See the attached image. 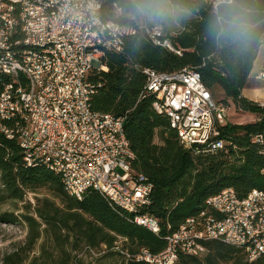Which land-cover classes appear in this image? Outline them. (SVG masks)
Wrapping results in <instances>:
<instances>
[{"label":"trees","instance_id":"1","mask_svg":"<svg viewBox=\"0 0 264 264\" xmlns=\"http://www.w3.org/2000/svg\"><path fill=\"white\" fill-rule=\"evenodd\" d=\"M117 3L122 8L124 0H112V7ZM191 3L197 10L171 36L183 49L181 56L154 46L137 29L125 37L123 53L106 56L107 71L90 77L98 89L90 99L91 108L126 115L124 132L135 155L133 169L153 184L152 201L146 211L158 219L160 234L132 223L127 212L111 207L95 191L86 192L81 200L71 196L60 177L46 166H26L16 141L0 133V201L23 202L29 192L35 200L33 205L25 202L19 216L0 213V222L15 223L20 217L27 227L24 243L4 253L0 264H76L78 252L83 251L101 254L102 264H112L114 255L125 259V264H148L123 257L113 250L115 243L121 238L120 247L130 255L141 248L158 253L165 248L166 235L196 216L206 199L224 188L232 187L240 198L252 189L264 191V155L250 143L252 134L264 132V106L241 96L259 43L244 56L216 49L205 33L212 1ZM258 7L264 12V0H258ZM105 9L113 17L111 8ZM119 21L126 26L134 24L126 17ZM133 64L158 72L192 66L216 101L227 108L231 100L242 110L257 114L258 119L247 124L227 123L221 127V135L232 141L231 146L213 152L202 148L194 154L180 145L168 118L153 109L155 95L138 101L145 79ZM39 240V253L34 254ZM203 246L198 255L179 254L176 264H264V255L249 262L242 249L219 240L204 241Z\"/></svg>","mask_w":264,"mask_h":264},{"label":"built area","instance_id":"2","mask_svg":"<svg viewBox=\"0 0 264 264\" xmlns=\"http://www.w3.org/2000/svg\"><path fill=\"white\" fill-rule=\"evenodd\" d=\"M44 3H54L55 13L44 11ZM106 7L111 8L113 17L107 14ZM19 11H26V18H19ZM119 19L121 14L112 7V0H19L18 8H10L9 2L0 0V64L26 65L36 80V95L22 97L24 116L34 114V125L17 129L13 128L10 103L22 79L17 75L18 83L9 85L7 75L0 77V133L14 139L21 152L26 153V166L39 158L48 160V154H57L67 161V168L58 167L63 175H70L71 185L99 193L111 207L127 212L129 221L153 227L160 234L156 217L133 218L135 209H147L151 204L153 184L133 169L135 155L123 127L126 115L91 108L90 99L98 89L90 77L107 71V66L101 51H87V44L108 43L118 54L123 53L125 39ZM20 23H27L28 33H18ZM137 29L148 36L151 44L182 55L183 49L173 43L172 34L165 29L154 31L149 25L130 23V33ZM22 36H30L27 49H20ZM49 41H59V48L49 49ZM38 42H46V49H38ZM51 50H58L59 76H51ZM139 72L145 81L138 101L155 95L152 107L159 114L167 106L180 107V115L167 118L184 121L185 135L176 131L184 149L198 154L203 141H210L209 152L231 146L232 141L221 135V127L227 124V108L212 97L196 68L184 66L173 72L139 68ZM256 78L264 80V68ZM57 81H65L66 93L57 92ZM257 103L264 106V102ZM17 130H24V138H17ZM250 143L258 152L264 149V132L252 134ZM225 208H232L229 228L219 224ZM241 210H248V217H241ZM243 219H251V226H243ZM198 220H205V227H198ZM208 225H220V232H208ZM164 239L163 250L152 253L143 248V256L132 260L176 264L179 254L193 255V247H204V241L215 239L242 249L248 254V261H254L264 255V194L252 189L240 198L232 187L224 188L208 198L204 212L184 221L183 229ZM121 241L120 238L113 250L130 257L120 247Z\"/></svg>","mask_w":264,"mask_h":264},{"label":"bare ground","instance_id":"3","mask_svg":"<svg viewBox=\"0 0 264 264\" xmlns=\"http://www.w3.org/2000/svg\"><path fill=\"white\" fill-rule=\"evenodd\" d=\"M5 2L10 3V8H18L19 0H5ZM117 11L120 12L121 6L117 3L113 6ZM44 11L47 13H55L54 3H44ZM124 15L121 14V17ZM19 18H26V11H19ZM150 29H154V31H164L162 27L156 28L155 26L149 27ZM18 33H28L27 23H20L18 25ZM121 34H123V39L126 36L130 35V26L122 25L121 26ZM123 43V52H124ZM154 46L159 47V44H153ZM30 46V36H22L20 40V49H27ZM59 41H49V49H58ZM38 49H46V42H38ZM87 51H101L103 57L110 53L118 54V52L112 48V46L108 43H103L99 41H92L87 44ZM121 54V53H120ZM49 67L51 71V76H59L60 75V67H59V55L58 50H51L49 54ZM139 72V68L134 67ZM7 75V83L9 85H16L18 83V76H21L22 83L21 86L16 88V95H13V100L10 103V111H12L14 116L13 128L17 129H25L26 125H34V114H26L24 116V105H22V97L35 96L36 95V80L34 78V74L27 68L26 65L15 64L14 66L11 64H0V77ZM18 75V76H17ZM57 92L58 93H66V83L65 81H57ZM162 115L169 117V115H180V107L176 106H167V110H162ZM169 126L173 129L178 135H185V125L184 121H174V118H168ZM123 120V127H124ZM17 138H24V130H17ZM202 148L209 150L210 141H203ZM259 153L264 155V149H259ZM24 161L26 160V153H22ZM50 161V163H49ZM34 165H44L48 169H50L54 174L58 175L61 179L64 189L75 198L81 200L88 190H84L82 186H76L70 184V175H63V171H60V168H67V161L65 159L60 158L57 154H48V160L46 158H39L34 162H30V166ZM60 166V168L58 167ZM224 190V189H223ZM222 190V191H223ZM257 193L264 194V191L255 189ZM208 204V198L205 201V206ZM204 212V208L198 213ZM197 214V215H198ZM196 215V216H197ZM194 217L187 218L186 220L193 219ZM154 218L152 214L148 213L146 209H135L133 211V218ZM232 217V208H225L219 216V224L222 225V228H229V219ZM241 217H248V210H241ZM185 220V221H186ZM220 225H208V232L210 233H218L220 232ZM243 226H251V219H243ZM152 232L155 233L153 227L142 226ZM198 227H205V220H198ZM178 229H183V223L179 226ZM203 247H193V255H198L201 251H203ZM143 256V248L139 249V251L135 255H130V257H126L127 259H140ZM248 259V254H246ZM149 264H159L156 262H149Z\"/></svg>","mask_w":264,"mask_h":264},{"label":"clouds","instance_id":"4","mask_svg":"<svg viewBox=\"0 0 264 264\" xmlns=\"http://www.w3.org/2000/svg\"><path fill=\"white\" fill-rule=\"evenodd\" d=\"M205 25L206 39L218 50L246 55L259 43L264 48V12L258 0H212ZM196 7L191 0H124L122 15L141 26L179 25Z\"/></svg>","mask_w":264,"mask_h":264},{"label":"rangeland","instance_id":"5","mask_svg":"<svg viewBox=\"0 0 264 264\" xmlns=\"http://www.w3.org/2000/svg\"><path fill=\"white\" fill-rule=\"evenodd\" d=\"M212 1V0H210ZM125 17V16H123ZM154 25H149L153 27ZM183 26V21L177 26H163L167 33L172 35L177 33ZM264 60V48L260 47L257 53L254 68L259 69L261 61ZM264 83V81H259V84ZM226 122L229 124H247L253 123L258 119L257 114H251L247 111L242 110L241 108L235 106L231 100H228V107L226 109ZM30 202L32 205L35 203L34 194L29 192L26 193L24 201H11V200H2L0 201V213L2 212H13L15 215L19 216L23 212V207L25 202ZM27 234V227L23 220L19 217L18 222L8 223L0 222V259L3 254L11 251L12 249L22 245L25 241ZM42 240V239H41ZM41 240H39L35 246L34 254H38L40 250ZM101 254L87 253V252H78L76 257V264H102L100 262ZM203 254L202 256H204ZM200 256V257H202ZM112 264H125V259L123 260L118 255H114L112 258ZM125 261V262H124Z\"/></svg>","mask_w":264,"mask_h":264},{"label":"crops","instance_id":"6","mask_svg":"<svg viewBox=\"0 0 264 264\" xmlns=\"http://www.w3.org/2000/svg\"><path fill=\"white\" fill-rule=\"evenodd\" d=\"M262 68H264V60L261 61V65L259 69H255L253 63V67L252 70L250 71L247 85L241 90V96H243L244 98L250 101L264 102V83L259 84V81H264V80H259L256 78V76L258 75V73L261 71Z\"/></svg>","mask_w":264,"mask_h":264}]
</instances>
